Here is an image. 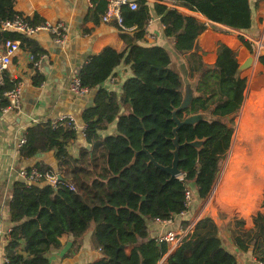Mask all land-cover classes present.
<instances>
[{"label": "trees", "instance_id": "trees-1", "mask_svg": "<svg viewBox=\"0 0 264 264\" xmlns=\"http://www.w3.org/2000/svg\"><path fill=\"white\" fill-rule=\"evenodd\" d=\"M91 1L92 18L97 23L108 1ZM135 1L136 9L128 5L121 7V24L116 19L111 23L121 32L134 27L135 40H142L151 10L147 0ZM175 1L232 29L247 30L252 26L251 0ZM14 3L15 0H0V24L25 16L14 9ZM152 8L160 16L164 36L172 38L174 47L187 55L191 75L203 71L198 85L201 96L192 101L189 109L177 111L176 116L182 119L187 113L210 109L222 120L183 125L178 129L181 143L194 138L207 139L200 151L189 145L179 149L181 177L169 179L167 173L148 163V155L142 150L144 146L159 164L167 166L172 162V110L179 105L181 94L169 54L164 47L155 44L131 42L122 50L104 46L77 69L80 84L97 89L93 105L82 114L86 124L85 140H99L98 131L116 120V134L99 140L104 149V166L96 177L87 180L82 174L86 169L80 165L89 161V153L85 150L74 158L67 152V143L76 138L75 128L66 124L52 127L51 121L29 126L19 153L31 157L54 150L59 163L65 166L61 180L72 183L75 189L64 184L53 187L28 186L21 180L13 183L8 204L13 225L4 264H49L47 252L60 245L59 237L63 233L78 238L90 224L94 226L92 243L101 251L102 258L89 264H157L168 245L149 236L148 221L179 215L185 209L187 186L192 188L194 200L205 198L213 188L229 147L219 200L247 214L260 199L264 182V87L257 91L250 89L245 98L247 76L236 75L240 64L236 51L219 44L216 61L206 65L195 48L205 23L169 7L164 0H155ZM25 18L31 25L45 22L37 15ZM239 39L247 45L243 36ZM7 40H18L35 59L44 54L32 39L16 31L0 30V42ZM258 62L264 67V54L259 56ZM121 63L130 66L132 76L124 81L118 96L101 85ZM4 79V84L0 85L1 107L8 104L4 92L16 83L6 76ZM42 81L43 76L36 70L33 82L39 85ZM121 106L128 107V112L120 114ZM239 109L230 146L233 128L225 119ZM135 151V162L127 167ZM36 167L49 169L39 164ZM261 207H264V193ZM252 220L253 226L246 229L244 219L235 217L228 222L227 230L240 251L251 248L257 261L264 263V213L258 211ZM186 223L187 220L183 225ZM119 245L123 248L116 252ZM114 255L117 256L115 261ZM167 264H237V258L223 246L215 220L205 215L169 254Z\"/></svg>", "mask_w": 264, "mask_h": 264}, {"label": "crops", "instance_id": "crops-1", "mask_svg": "<svg viewBox=\"0 0 264 264\" xmlns=\"http://www.w3.org/2000/svg\"><path fill=\"white\" fill-rule=\"evenodd\" d=\"M147 1L151 17L145 26L143 39L135 40L134 27L121 32L111 21L105 22L99 18L96 23L92 18L93 3L91 0H15L14 9L18 12L30 19L37 15L39 19L51 24L62 22L66 27V32L65 37L58 43L47 31H40L29 37L44 51V56L41 58V69L38 70L43 76V81L39 85H35L33 82L36 70L28 58L30 50L21 45L4 72L10 81L21 83V102L18 108H9L8 104L0 106V264L5 262L6 244L9 239L8 231L13 225L8 213V204L11 199L13 183L21 180L17 175L18 170L36 167L37 164L59 171L61 174L65 169V166L59 163L55 157L54 150L37 153L31 157H23L19 153L17 142L25 135L26 129L34 123L52 121L60 116L74 117L76 138L67 143V152L74 158L80 157L85 150L89 153V161L78 165L86 169L82 174L87 180L93 179L105 163L104 149L100 139L116 134V120L98 131L100 141L87 142L85 140L86 124L82 119V114L85 109L93 105L97 89L92 88L88 93L82 95L69 91L68 87L73 72L77 71L89 56L97 54L104 46L122 50L127 44L135 42L146 46L160 45L166 49L174 47L173 39L165 37L163 34L160 16L153 11L155 0ZM251 2L253 5L252 26L247 30H236L208 20L201 13L192 11L175 0H164V3L169 7L176 8L205 23L206 27L198 36L195 48L206 65H212L216 61L219 44H224L236 51L237 57L242 63L250 56V51L240 41L239 36H243L244 39L249 37L264 38V0H251ZM183 56L187 60V55L183 54ZM246 70H248L245 72L247 94L250 88L258 90L264 87V67L258 60H254L252 67ZM131 76L130 66L121 63L101 86L120 96L124 81ZM247 94L245 98L248 97ZM128 110V107L121 106L120 114L128 112ZM87 172L91 175L89 176ZM193 190L195 189L193 188ZM258 201L250 213L258 207ZM207 204L208 210L225 207L235 211L231 206L215 203L213 200H207ZM206 207L207 205L203 210ZM258 211L264 213L261 203L256 212L251 215L247 213L248 217L236 214L244 219V228L250 229L253 226L252 216ZM196 212L194 200L193 207L184 215H174L170 221L165 223L155 219L149 220V236L156 237L167 230L178 229L186 220L195 218ZM223 218L225 220L222 227H219L215 222L219 227L223 246L236 256L237 264H263L257 261L251 248L242 252L233 244L227 230V224L233 218ZM93 228V224H90L89 228L78 238L63 233L59 237L60 245L50 248L47 252L49 264H89L101 259V251L93 245L91 240ZM175 249L176 247L169 245L168 251L157 264H167L169 254Z\"/></svg>", "mask_w": 264, "mask_h": 264}, {"label": "built area", "instance_id": "built-area-1", "mask_svg": "<svg viewBox=\"0 0 264 264\" xmlns=\"http://www.w3.org/2000/svg\"><path fill=\"white\" fill-rule=\"evenodd\" d=\"M123 5H128L131 9L137 8V3L135 0H108V5L105 13L101 16V19L105 22H109L113 19L121 24V7ZM1 31H16L22 34L25 37H32L36 33L40 31H47L53 35L55 42H61L62 38L65 37L66 27L62 22L49 23L44 22L42 24L31 25L25 18V16L20 17L16 16L12 20L2 21L0 24ZM248 46L251 56L254 60H258L259 56L262 55V51L264 50V38H248ZM20 48V42L18 40H7L4 42H0V85H3L5 82L4 72L11 63L12 57L16 54V52ZM44 56L42 54L38 59H35L34 55L29 52V60L31 61V65L35 70L41 69V58ZM69 91L74 94L82 95L88 93L89 88L82 86L80 84V80L77 74V71L73 72L69 87ZM20 93H21V83H15L14 87L5 91L4 96L8 100L9 108H18L20 106ZM69 125L75 128V119L72 116H60L55 120L51 121L52 127H57L59 125ZM26 142L25 135H23L17 142L18 148H20ZM17 175L20 179L28 186L30 185H51L56 187L59 184H64L70 189L74 190L75 187L72 183L62 181V174L59 171H55L52 169L39 170L37 167L30 168H21L18 170ZM181 177V175H180ZM185 202H184V210L180 213V215H184L193 207L194 197L193 191L190 186L185 188ZM173 216L170 218L172 219ZM199 217H195L187 221L185 225H181L176 230H167L161 234H158L156 237L157 242H166L169 248V245L173 247H177L181 240L192 231L195 223ZM170 219H160L156 218L155 220L165 223L170 221ZM10 230L8 231L9 235ZM168 251V250H167ZM4 261L7 262V258L5 256ZM264 264V263H263Z\"/></svg>", "mask_w": 264, "mask_h": 264}, {"label": "water", "instance_id": "water-1", "mask_svg": "<svg viewBox=\"0 0 264 264\" xmlns=\"http://www.w3.org/2000/svg\"><path fill=\"white\" fill-rule=\"evenodd\" d=\"M166 50L171 60V66L178 75L180 82V94H181V101L179 105L172 110V119L174 121V127L172 129L173 132L172 142L174 145V148L172 149V154H173L172 162L170 165L164 166L162 164H159L157 161H155L152 154L149 151H147V149L144 146L142 147V150L145 151L148 155L149 158L148 163H152L155 167L167 173L169 175V179H172L173 177H179L181 175V170L178 168L179 149L181 147L189 145L195 148L197 151H200L207 139L205 137L194 138L191 141H184L181 143L179 142L178 129L183 125L196 126L199 122L213 123L222 119L217 116H214L210 109L205 111L187 113L184 115L182 119L176 116L177 111H185L189 109L192 101L201 96V93L198 91V85L202 77L203 71H199L191 75L188 62L184 58L183 53L181 51H178L175 47H170L167 48ZM262 54H264V50L262 51ZM253 61H254L253 57L251 55L248 56L242 63L238 65L236 70V75L251 67ZM136 156H137V151L134 152V155L130 163L127 165V167H129L135 162ZM121 248H123V245H119V247L116 249V252ZM116 257L117 256L114 255L112 259L115 261Z\"/></svg>", "mask_w": 264, "mask_h": 264}, {"label": "rangeland", "instance_id": "rangeland-1", "mask_svg": "<svg viewBox=\"0 0 264 264\" xmlns=\"http://www.w3.org/2000/svg\"><path fill=\"white\" fill-rule=\"evenodd\" d=\"M251 38H258V37H251ZM245 40L247 41L248 38L245 39ZM245 46L248 47V49H249L248 41H247V45H245ZM250 55H251V53H250ZM246 71H248V70H244L242 72V75H246L245 74ZM259 77H261V76H259ZM251 90L257 91L255 89H251ZM246 94H247V92L245 90L244 91V96ZM240 109H241V107H240ZM240 109L236 113H234L233 115L228 116L227 119H225V121L229 125L232 124V128H233V134H232V137H231L230 146H231V143H232L234 131L236 129V122H237V118H238V116L240 114ZM229 150H230V147H229L228 151L226 152L225 157L222 159V161L220 163V167H219V171H218V175H217L218 178L216 177V179H215V181L213 183V186H212L213 188L211 189L210 193L203 199H199V198L195 199V209L197 211L195 216L196 217H198V216H202L203 217L205 215H209L210 217H212L218 223L219 227L223 226V223H224V220H225V218H223V217H226V218H228V217H230V218H235V217L242 218V216L248 217L252 213L256 212L258 210V208H259V204L261 203L260 201H262L263 193H264V182H263L262 190H261V194H260V199L261 200L259 199V201L257 203L258 207L255 210H253L252 213L249 212L250 214L248 216L245 213L232 211L230 208H225V207L224 208L223 207H216L214 210H208L207 200H213L215 203H222V201L219 200V195H221L223 193V190L221 188L222 173H223V168H224L223 165H224V162H225V160H226V158L228 156ZM206 205H207V207L205 208V210H203ZM236 213H238L239 215H242V216H239Z\"/></svg>", "mask_w": 264, "mask_h": 264}]
</instances>
